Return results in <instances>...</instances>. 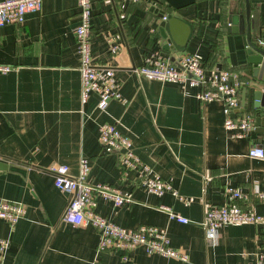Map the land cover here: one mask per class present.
<instances>
[{"label":"crops","instance_id":"0c3cea01","mask_svg":"<svg viewBox=\"0 0 264 264\" xmlns=\"http://www.w3.org/2000/svg\"><path fill=\"white\" fill-rule=\"evenodd\" d=\"M93 61L111 66L121 97L105 109L92 93L81 100L80 58L73 31L76 0H42L21 23L0 26V198L25 204L13 225L0 218V236L9 239L7 264H264L261 224H227L218 239L206 236L201 221L206 202L226 201L224 186L246 194L236 200L264 214V130L252 126L246 135L224 126L219 100L202 102L200 84L149 78L135 71L145 57L159 51L175 60L184 51L199 52L206 74L221 68L236 72L244 87L259 88L248 62L245 32L232 30V15L245 18V0H90ZM166 14L168 18L162 19ZM179 24L170 27L169 19ZM250 37L264 48V0H249ZM171 28L173 35L171 34ZM166 33V36H164ZM119 44L110 50L108 37ZM174 36V37H173ZM178 40H185L178 44ZM255 108L247 113L255 117ZM240 114V113H237ZM116 122L130 135L133 149L161 178L191 197L185 203L170 191L149 192L136 169L118 162V152L98 140V125ZM254 123V121H253ZM260 128H264V121ZM80 156L88 158L87 178L109 184L131 199L117 206L97 196L94 211L125 227L139 224L164 228L169 244L187 255L131 248L97 250L98 231L91 223L61 220L71 193L53 182L54 164H67L76 174ZM188 218H171L162 206Z\"/></svg>","mask_w":264,"mask_h":264},{"label":"built area","instance_id":"2783aa9c","mask_svg":"<svg viewBox=\"0 0 264 264\" xmlns=\"http://www.w3.org/2000/svg\"><path fill=\"white\" fill-rule=\"evenodd\" d=\"M42 0H0V26L7 23H21L27 11L38 10ZM139 2L143 0H129ZM79 9L77 23L73 31L77 40V53L80 58L78 69L81 76V100L85 102L92 93L97 95L96 106L105 109L109 100L121 97L119 82L111 66L99 65L93 61L90 46L91 37V4L90 0H76ZM168 16L162 15L166 20ZM110 50L117 51L119 44L108 38ZM262 40L258 41L261 44ZM11 67L0 63V72H6ZM149 78L165 81H175L182 85L200 84L202 88L196 96L202 101L219 100L225 114L224 126L238 128V135H246L253 126L254 117L244 112L235 117L232 113L240 106L239 89L244 80L234 71L221 68L206 74L204 60L199 52H181L175 60L159 51H154L145 57L144 63L135 68ZM98 140L109 150L118 152L120 165L136 169L140 183L149 191L162 194L170 191L185 203L191 202V197L180 194L169 180L161 178L152 168L135 153L132 139L116 122H101L98 125ZM250 156L263 157L264 150L253 146L248 151ZM4 157L0 155V160ZM53 172L54 185L63 191L71 193L68 203L62 212L61 220L73 224L91 223L98 231L97 250L131 248L143 245L148 252H159L165 255H177L182 260L187 259L185 253L178 252L169 244V237L164 228L139 224L125 227L94 211L97 196L111 199L120 206L131 197L115 187L103 183L92 182L87 176L90 170L88 158L80 156L76 174L69 172L67 164H54L49 168ZM226 201L222 204L206 202L204 216L201 221L206 236L216 242L220 227L227 224L252 223L261 224L264 230V214L256 212L252 207L238 204L236 200L246 197L237 185H225ZM258 197L264 198V192H258ZM171 218L186 222L187 217L175 212L170 206L162 205ZM24 203L16 200L0 198V218L10 225L15 224L25 213ZM9 245L7 237L0 236V264L5 262V254ZM258 260L264 263L263 252L258 253Z\"/></svg>","mask_w":264,"mask_h":264},{"label":"water","instance_id":"95a60500","mask_svg":"<svg viewBox=\"0 0 264 264\" xmlns=\"http://www.w3.org/2000/svg\"><path fill=\"white\" fill-rule=\"evenodd\" d=\"M245 18L237 13L232 15V30L234 32H245L248 39V62L253 65L252 75L256 80H258L259 88L244 87L242 99L240 101V106L235 109L232 116H236L237 113H244L255 108L254 126L257 130H264L260 128L264 121V48L253 43L250 37V21H249V0H245ZM170 27L179 24V20L176 17H171L169 19ZM171 34L173 35V30L171 28ZM166 36V33H164ZM174 37V36H173ZM185 40H178V44H183Z\"/></svg>","mask_w":264,"mask_h":264},{"label":"trees","instance_id":"16d2710c","mask_svg":"<svg viewBox=\"0 0 264 264\" xmlns=\"http://www.w3.org/2000/svg\"><path fill=\"white\" fill-rule=\"evenodd\" d=\"M255 44L259 45L258 43H255Z\"/></svg>","mask_w":264,"mask_h":264}]
</instances>
